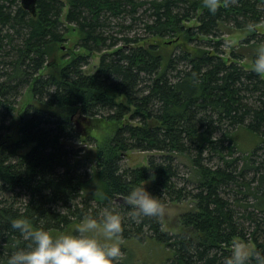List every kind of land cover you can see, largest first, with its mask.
<instances>
[{"label":"trees","instance_id":"1","mask_svg":"<svg viewBox=\"0 0 264 264\" xmlns=\"http://www.w3.org/2000/svg\"><path fill=\"white\" fill-rule=\"evenodd\" d=\"M36 6L32 16L19 0H0V264L29 245L13 220L63 234L85 217L99 221L106 209L121 217L120 240L154 238L172 249L165 264H225L235 239L264 256V78L241 63L254 64L264 46L256 31L264 0H236L215 14L203 0H37ZM65 6L87 54L74 55L58 76H44L40 71L64 41ZM243 31L250 35L225 61L224 35ZM181 40L204 48L165 54L161 45ZM92 54H100L98 65L86 73ZM26 87L33 99L19 114ZM98 117L120 125L85 151L78 145L96 140H83L81 130ZM241 127L260 142L238 155L232 135ZM131 150L160 155L125 167ZM137 187L163 206L193 203L180 215L178 234L163 231L161 218H132L124 200Z\"/></svg>","mask_w":264,"mask_h":264},{"label":"rangeland","instance_id":"2","mask_svg":"<svg viewBox=\"0 0 264 264\" xmlns=\"http://www.w3.org/2000/svg\"><path fill=\"white\" fill-rule=\"evenodd\" d=\"M67 10L68 6H65L60 17V21L63 23L65 29L63 35L64 41L55 46L52 59H50L40 71V74L44 76H58L61 69L74 57V55L87 54V51L77 46L79 41V32L77 28L66 22ZM188 24L193 26L196 25V22L192 20ZM256 31L258 33L264 34V22L256 27ZM249 35V31L234 32L230 35H224L222 39V48L225 52L224 55H222L223 59L225 61H228L231 49L238 47L241 41L247 38ZM167 42L168 41H166V44L161 45L166 55H169L170 53H176L180 50L197 52L198 48H204V45H200V42H197V40L191 43L184 42L182 40L173 44H168ZM99 57L100 54L91 55L90 64L84 67V71L86 73H93L95 71V68L98 65ZM241 63L245 69L253 70V63L251 60L244 59ZM32 99L33 96L31 88H24L21 96L17 100L16 109L19 114L22 113L26 105L32 102ZM119 125L120 123L106 121L100 117L88 120L85 127L81 130L82 138L83 140L85 138H93L96 140V142L94 144H85V142H83L78 146H80V148L85 151H93L94 147L92 146L98 145L103 136L112 135ZM232 139L237 147V150L239 151V153H237L238 155H241L243 153H250L258 146L260 142V137L258 135L244 127L237 129L233 133ZM31 146L32 145H29L24 150V152H27ZM159 155L160 154L156 152H141L137 150H131L123 155L122 164L123 166L130 168L143 166L147 165V159L150 156ZM124 202L126 203L125 200ZM192 206L193 203L188 200L184 202H169L164 205L165 213L161 218L162 230L168 232L171 235L178 234L181 230L179 223L180 215L188 212L192 208ZM79 225L80 223L70 224L64 230L63 234L76 235ZM52 235L53 237H56L61 234H59V232H53ZM234 241L247 243L251 250H253L255 247L253 243H248L241 239H235ZM101 242L103 243V240H101ZM119 245L121 248V256L119 257V259L123 260L125 264H165L174 256V252L172 249L154 238H147L144 241H138L136 239L119 240Z\"/></svg>","mask_w":264,"mask_h":264},{"label":"clouds","instance_id":"3","mask_svg":"<svg viewBox=\"0 0 264 264\" xmlns=\"http://www.w3.org/2000/svg\"><path fill=\"white\" fill-rule=\"evenodd\" d=\"M235 2L236 0H203L204 7L212 14H215L222 4L228 7ZM253 71L264 75V46L257 49ZM126 203L134 208L133 219H160L165 213L163 204L144 187L134 188L127 195ZM11 227L17 230L29 245L26 250L14 252L7 264H114L121 256L119 240L123 231L122 220L118 214L107 209L99 221L85 217L77 228L78 235L61 234L53 237L46 230L33 229L25 219L13 220ZM253 257L256 264H264V256L254 253L247 243L234 241L231 245V255L225 264H251Z\"/></svg>","mask_w":264,"mask_h":264},{"label":"water","instance_id":"4","mask_svg":"<svg viewBox=\"0 0 264 264\" xmlns=\"http://www.w3.org/2000/svg\"><path fill=\"white\" fill-rule=\"evenodd\" d=\"M36 2L37 0H19L21 7L32 16H36L37 14Z\"/></svg>","mask_w":264,"mask_h":264}]
</instances>
